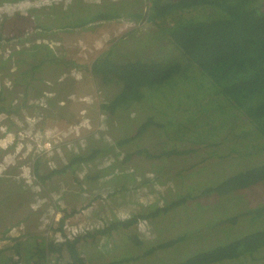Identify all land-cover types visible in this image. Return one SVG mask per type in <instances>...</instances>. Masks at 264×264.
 Returning <instances> with one entry per match:
<instances>
[{"label": "trees", "instance_id": "trees-1", "mask_svg": "<svg viewBox=\"0 0 264 264\" xmlns=\"http://www.w3.org/2000/svg\"><path fill=\"white\" fill-rule=\"evenodd\" d=\"M0 1L1 4L17 0ZM81 3L74 1L65 11L59 7L48 13L36 12L34 17L39 19V25L35 34L38 28L46 30L44 25H52L40 23L45 17L58 21L60 27L57 30L60 33L56 35L65 37L61 40L68 49L81 37L90 38L85 33L90 35L100 23L121 20L139 24L147 22L155 28V33L145 40L135 36L136 30L125 32L98 57L93 58V53L88 52L89 56L83 59L88 66L82 65L78 59L75 62L67 61L65 56L58 58L49 49H38L42 45L36 47L32 43L29 48L13 50L11 56L16 66L11 73L25 70L32 82L38 83L40 78L35 70L43 68L40 72L45 73L54 64L62 65L64 70L57 67L59 72L62 71L59 76L61 83L52 81L54 91L67 82L73 83V69L88 72L104 82L117 79L119 84L124 85V94L116 105L111 104L108 118L119 115V109L125 103L135 105L137 113L133 114V110L125 119L127 137L122 139L124 122H104L105 128L109 126L113 129L117 141L108 144L103 137L101 149L93 144L90 153L73 157L58 155L53 159L58 158L60 162L55 169L45 164L49 161L46 156L35 159L37 154L33 153L38 148L45 150L48 141L34 146L29 157L32 166H25L26 162L20 166L7 163L0 176V236H5L10 244L0 251V264H137L140 258L148 260V264H156L158 260L161 264H264V197L261 205L249 203V213L231 208L234 193L243 194L250 189L264 193V160L257 165L248 163L234 175H221V161L227 162L229 167L225 171H230L234 163L229 164V160L241 155L244 142V147L247 142L253 150H257L253 151L255 154L264 155V0H120L104 3L102 9L89 13L84 11ZM78 12H81L79 18L76 17ZM22 24L25 29L29 27L27 22L22 21ZM25 29L23 33L28 32ZM68 34L74 35L69 37ZM16 36L15 32L9 36L11 39L3 38L2 32L0 40L10 42L13 39L14 42ZM42 36H45L43 32L39 34V37ZM89 38L85 42L90 45ZM101 39L95 38L96 43ZM58 48L63 49L65 54L69 51L63 45ZM1 49L4 51V47ZM72 53L66 56L70 58ZM36 54L41 58L35 59ZM10 57L2 58L7 63ZM10 67V64H4L0 70L10 72ZM192 82L196 86L193 87ZM161 86L166 91L181 94L193 88L183 96L188 103L191 98L195 102L193 108L185 112L186 120L184 117L159 120L158 109L146 103L148 96H151L152 102L159 101L160 98L156 97L160 96ZM3 99L6 101L7 96L0 102ZM25 102L23 100L21 107L15 110L24 108ZM0 105L1 111L12 110L5 104ZM146 105H150L148 108L151 109L141 113ZM139 116L140 120L137 119ZM63 121L65 124V119ZM7 128L11 129V126ZM49 129V121L44 120L39 131L48 138L50 132L56 130ZM29 130L18 126L15 132H25L28 136ZM51 147L57 148V144H51ZM7 152H0V162L6 159ZM140 160L148 165L146 169L150 174L140 183L138 179L136 187L131 188L128 182L111 184L114 174L141 169ZM207 163L216 170H206ZM23 167H28L35 179L28 189L24 179L19 177ZM69 174L75 177L69 180ZM76 184L78 187L86 184L89 188H70ZM195 187L202 192L207 191L210 197L216 199L211 210L208 206L205 213V221L209 225L204 223L196 227L201 222L192 218L197 208L185 202L187 200L178 199L182 195L190 200L186 192ZM54 191L60 200L68 202L73 209L72 214L77 206L70 204L73 195L80 197L81 204L91 201L88 205L91 206L97 202L96 209L91 212L95 215L94 228L74 241L67 238L63 228L68 211L63 209V218L56 222L53 209L50 210L55 202L49 193ZM134 191L164 202L163 206L147 208L143 213L144 217L159 220L157 229L163 239L152 246L143 247L139 243V247L134 248L131 240H137L134 233L136 220L131 214L124 220L106 213L96 217L110 200L120 198V204L129 205L130 194ZM31 192L40 193V196L29 199L25 194ZM248 199L253 202L251 193ZM227 208L229 211L225 214ZM129 211L130 208L127 209ZM229 212L230 215H227ZM174 214L178 216L170 221ZM13 226L23 227L25 234L22 238L7 237ZM46 228L49 232L51 229L61 232L64 240L56 242L55 237L44 236ZM188 230H194L208 240V248L197 254L193 248L191 259L181 263L183 258L190 256L183 251L189 246L180 244L181 238L172 240L171 237ZM117 238L124 239L120 241ZM104 241H112V249L90 256L88 248L98 247ZM171 249L174 251L161 253ZM127 252L132 257H127Z\"/></svg>", "mask_w": 264, "mask_h": 264}, {"label": "rangeland", "instance_id": "rangeland-1", "mask_svg": "<svg viewBox=\"0 0 264 264\" xmlns=\"http://www.w3.org/2000/svg\"><path fill=\"white\" fill-rule=\"evenodd\" d=\"M19 1H23V0H17V1H12V2H3L0 4V6H3L5 4H10V3H15V2H19ZM75 1H81L82 3V7L84 8V11L86 10V12H90V11H97L102 9L104 3L106 4L107 2H116V1H120V0H75ZM123 1V0H121ZM143 1H147L148 0H143ZM2 2V1H0ZM73 1L69 4H62V5H48V6H38L34 9H32L31 11L28 12V17L23 19V17L21 15L18 16H14L11 17L12 19L9 20L10 17H7L9 15H5L6 17H0V34L3 32L4 37L3 38H8L9 36H6L5 33L10 30L9 33L16 32V34H18V41L17 42H12L13 39L9 42L6 41L5 39L0 40V55L3 57H9V53L13 52L14 50H18V49H22L23 47H27V46H31L32 43L34 45L35 42H41V40H46L47 42H45L44 44H41L42 47H36L38 49L41 48H45V49H49L51 51V54H54L56 57L61 58V52L63 51V49L58 48L59 44L58 42L62 39H64L62 36L59 37V35H56L58 33H60L57 30V27L59 28L60 25L58 24V21H54L49 19V17H45L43 18L42 21H40L41 24H52V25H44V27H46V30H43V27L38 28V31L35 34V31L37 30V28L35 26L39 25V19H36L34 17L35 13H42V12H50L52 11V9H57L59 8L62 11H65L68 5H73ZM67 5V6H66ZM76 7H78V5H76ZM28 10V9H27ZM146 10V7H145ZM81 12H78L76 14V17H80ZM33 17V18H32ZM32 18V19H30ZM88 18H90L88 16ZM4 21L2 22L1 20ZM8 19V20H7ZM33 22V26L31 27V31L30 32H26L23 33V30L25 29V25L22 24L23 22H27L28 24L31 22ZM85 22V21H84ZM96 26L97 29L92 31L90 33V35H88L87 33H85L86 36H90L89 38V42H93L95 41V38L98 36L101 38H103V36H110L111 38H109L105 43L104 46L101 49H109L110 46L113 44V40L114 39H118L121 38L124 34H126L125 32L128 31H135L136 30V34L135 36H139L141 38H145L148 39L149 37H151L154 33H155V28L152 27L150 24H148L147 22H140V24L138 22H132L129 20H121V21H114V22H109V23H100L97 24ZM26 31L28 30L25 29ZM43 32L45 34V36L39 37V34ZM81 33V32H80ZM79 33V34H80ZM35 34V35H34ZM74 34H68L69 37H72ZM82 36V35H80ZM93 36V37H91ZM59 37V38H58ZM67 37V36H66ZM84 37H81L77 43L73 46H75L72 49H69L68 52H62L63 56L66 57L67 61H75L77 58L79 59H84L85 56H89L84 50H88V47L86 46H81L80 44L83 43V40L86 41L88 38L82 39ZM8 39H11V37H9ZM41 39V40H39ZM98 39V38H96ZM6 41V42H3ZM64 45V43H63ZM4 47V51L1 49ZM28 47V48H29ZM35 47V46H33ZM84 49V50H83ZM124 49V48H123ZM155 49V48H153ZM70 52H73L72 55L70 56V58L66 55H69ZM0 56V68L2 65L4 64H10L11 66L14 65L13 64V58L12 56L9 58V60L6 63V60L4 61L3 58ZM73 56H75V58H73ZM77 57V58H76ZM35 59H40L41 57H39L38 54H36L34 56ZM79 59V60H80ZM76 62V61H75ZM33 63H35V61H33ZM57 67L59 69L64 70V66L59 65L57 66L56 64L50 66L48 69H46L45 73H41L40 71L43 70H35L37 71L38 77L40 79L37 80L38 83H44L45 82V78L46 76H51L53 73H56V77H53L54 80H58L57 76L60 75V73L62 71L59 72V69H57ZM54 69H56L57 72H54ZM1 71V70H0ZM8 72V70H2L1 71V75H0V80H3L0 83L1 88L4 86L8 89H11L14 91L15 96H11L8 95L7 96V101H14V102H18L20 100L23 99L24 94L26 95V97L32 101V102H37L34 100V95H37L39 93L43 94L44 97L42 99L46 100L45 103H43L44 105H39L42 102H39L38 105H34L30 108L28 107H24L21 108L18 111L20 114L17 115L18 118H22L23 114L26 116L28 115V118H25V121L23 120V123L25 126H31L32 130L29 132L30 135H32L33 137H35V139H38L37 136H35V134L40 130V128H38V126H42V122L45 121H51V119H53V117H58L61 118L62 120L65 119V124H61L60 127L58 129H56V131H53V134H50V136H52V142H57L61 137L62 139L59 140L57 142V149L53 150V153H49L48 154V162L45 164H49L50 165V169H55V164L53 162V159L56 158L58 155L59 156H66V154L69 157H73L77 154L80 153H90L93 150V144H97V146L100 148V145H104L102 144L103 142V137L104 139H106V142L108 144H110L109 142L112 141H117L116 138V134L115 132L113 133V129L110 128L108 126V128H105L103 123L108 121H122L125 123V127H124V137L122 139H124L125 137H127L129 135L128 133V128L125 122L126 117L128 116V114L133 111L135 109V105L129 104V103H125L121 106V108L119 109L120 114L119 115H115L112 118H108L110 117L109 112H110V108L111 104L116 105V103H118L120 97L124 94V85L123 84H119L118 80H112L110 82H104L101 78V80L97 77H95L94 75L86 72L83 73L82 71H79L77 69H73L72 75L76 76L74 74H80L82 76V79L79 81L77 80V82H73L72 84L67 82L65 83L62 87L65 88L67 90L68 93H70L72 96L71 98L68 99V101L59 99V96H57L58 94V90L54 91L53 94H49L47 91L46 93L43 92V90L41 88H39V86L41 84H38L36 89L34 88V84L32 82V79H30L28 77V72L25 70H19V72L12 74V76L10 77H5L6 73ZM85 72V71H84ZM11 73V72H10ZM9 73V74H10ZM71 75V76H72ZM88 75H91L93 77V84H91L90 86H88V88L86 90L84 89H79L77 87V83H81L82 80L84 79V81H86L88 79ZM84 77V78H83ZM74 78V77H73ZM76 79V78H75ZM75 81V80H74ZM191 85L194 87L196 86V84L194 82L191 83ZM193 89V88H192ZM190 89L189 91L182 93L175 91V92H170V91H166L163 89V86L160 87V96L156 97V98H160L158 102H152L151 101V96L146 97V103H150L151 105L155 106L158 109V114H159V120L162 119H172V120H177L180 118H185V120L187 119V114H185V112H188L187 109H192L195 102L194 100L191 98V101L188 103L185 99H184V95H188V93L192 90ZM28 91L31 93H28ZM4 93V92H3ZM178 93L180 95H178ZM155 94V93H153ZM3 96H6L5 93ZM52 96H56V98L54 99ZM51 97V98H50ZM83 97H89V99H83ZM56 101L58 102V106L59 107H53V102ZM63 101V102H62ZM74 101H76V105L74 106ZM91 102V103H90ZM90 104V106L88 107L87 105ZM150 105H146L143 106V110L141 111V113H144L147 109H151L148 108ZM8 108H13L14 110L11 109H7L6 112L7 114H4V117L2 120H0V122L2 123V121H4L5 123L7 122H14V116L13 113L15 112V109H18L21 107L20 106H6ZM73 109H77L78 111V115H81V110L82 109H87V116H91L90 119H92L93 124L90 125V128H88L86 125H83L82 122L78 121V116L76 114H73ZM187 110V111H186ZM115 112H117L118 110H114ZM4 112V111H3ZM133 114H136L137 112L134 110L132 112ZM64 116V117H63ZM2 118V117H1ZM138 120H140V116L137 118ZM11 123V129H8L5 133L2 130V128L0 129V142H2V144L4 145V147L6 146H11L10 144L12 143L13 145H15L16 142V149H19L20 152L18 150H12L10 152H7L6 156H9L7 158V163L9 162L10 164H12V162L16 164V157H18V155L20 154L22 156V153L24 154H29L27 151H24V147H25V143L23 142L24 137L21 138L20 140L16 141L15 137H10L9 135H13V132L15 130V127H17L16 125H13ZM107 125V124H106ZM23 127V126H20ZM83 127V128H82ZM51 130V129H49ZM123 134V133H122ZM49 136V135H48ZM245 142L242 144L241 148H242V152L241 155L235 157V159L233 160H229V164H232V166L230 167V171H225V168L229 167V165L227 164V162L225 160L221 161L222 164V176H231L234 175L236 172H239V169L241 167H244L245 165H247L248 163H252L253 165H257V164H261L264 160V155L263 153H261L259 156L257 154H255L253 151H257V150H253L252 147L246 142V145L244 147ZM1 149V148H0ZM243 154H245V157H243ZM141 164H142V168L141 169H137L136 171H132L129 173H125V174H120V173H116L114 174V181L111 182V184L114 183V185H116V182L118 181L122 183L124 182H128V185L131 188H134L137 186L138 184V179H140L142 181V179L144 177H147L148 171H147V164L144 163L142 160H140ZM7 163L4 164L3 167H5L7 165ZM131 165V164H130ZM129 165H127L124 168H127ZM134 166V165H133ZM206 170H208L209 172H213L214 170H216V168H214L210 163H207L206 165ZM123 168V169H124ZM20 170V169H19ZM30 170L29 169H23L22 173L19 175V177L23 178L26 185H27V189L28 187L31 185L33 177H30ZM78 175V174H76ZM123 175V176H120ZM140 175V177L138 178V176ZM75 176L72 174L68 175V179L71 180L72 178H74ZM32 179V180H31ZM134 180V181H133ZM74 186H70L71 189H73ZM79 188H89L86 184H83V186L78 187L77 189L79 190ZM248 192L243 193V194H236L234 193L232 198H231V208L237 210L238 212L241 213H249L250 211L248 210L250 208L249 203L252 204H258L261 205L263 200L262 198L264 197V193H262L260 190L258 189H250L247 190ZM251 193L252 197L254 198L253 202L250 201L248 199V195ZM50 196L55 194V191L52 193H49ZM163 194H166L165 191H163ZM27 195V197L30 199L34 198L36 199V197L40 196V193L37 194H33L31 193H27L25 194ZM186 195H190V200L187 199L186 196H182L180 195L178 197L179 200H187L185 202H189L190 205H193L194 208L196 209V215L192 218H194L196 221H200L201 222L199 224L196 225V227H200L201 224L207 223V225H209L208 222L205 221L206 218V212L208 210V206L209 209L211 210L212 205L215 204L216 199L212 196L210 197L211 194L207 193V191H201L199 187H195L192 188L191 190H189L188 192H186ZM244 196V198H241V196ZM197 196H200L196 199ZM84 197V195H83ZM52 200L56 203L57 208H50V210L53 209V212L55 213V215L53 214V217L55 219L60 218L61 217V213L60 211L63 208H66V205H64L61 201L60 202H56V195L51 197ZM80 197H77L76 195H73L70 197V204H77V206L75 207V209L80 207ZM52 201V202H53ZM120 198H117L114 201H109L108 204H106L105 206L102 207V212L96 214V217H100V215L102 213H106L108 215L112 214L114 216H118L119 213L123 212L125 214H127V209L130 208L131 210V216L133 218V220H136L135 226H134V233L136 236L137 240H134L131 238V243L133 245H135L134 248L139 247V243H141V245H143V247L146 246H152L154 245V243H158L160 240L163 239V235H160V231L157 229V225L159 224V220H152L151 217L147 216L144 217V212L145 209H151L153 207L156 206H163L164 202H160L157 200H152L151 198H149L147 195H143L140 194L136 191L131 192L130 194V203L129 205H122L119 203ZM228 201V200H227ZM224 202H226V199H224ZM239 202V203H238ZM238 203V204H237ZM205 205V208L203 207ZM207 205V206H206ZM73 209L69 208L68 212H71ZM39 210H37V212H39ZM229 211L228 208L225 211L226 212ZM14 218H16V214H14ZM230 215V212L227 214ZM63 216V215H62ZM178 214H174L170 217V221L173 220L174 217H177ZM86 220H88L89 222H94L95 219L94 217L90 216L88 217ZM36 223L34 222V225ZM210 227V226H209ZM209 227H201V228H206L209 229ZM177 229V228H176ZM52 237L55 236V239L58 238V236L62 235L61 232H51ZM49 235V234H48ZM126 237V235H125ZM124 237V238H125ZM124 238H117L118 240L122 241ZM177 238H181V242L180 244H187L189 247L184 248L183 251L186 252L187 254H190L189 258L185 257L182 259V262L188 261L189 259H191L192 257V253H194L193 248L195 249V254H197L198 252H203L208 248V240H206L205 238H201L199 236V234L194 231V230H188L185 232H177L174 235H172L171 239L172 240H177ZM129 239V240H130ZM2 237L0 236V248L2 247ZM117 240V241H118ZM111 242H102L101 244H98L97 246H90L88 248V250H91L90 256H95V254L97 252H103V253H107L108 250L112 249L111 246ZM2 249H0L1 251ZM174 250H168L165 252H161V253H170L173 252ZM127 257H132V254L130 252H127ZM158 259L161 260V257H158ZM165 260V259H164ZM148 260H143V259H139L137 264H148L147 263ZM166 261V260H165ZM50 264H54V263H50ZM156 264H161L160 261L158 260Z\"/></svg>", "mask_w": 264, "mask_h": 264}, {"label": "built area", "instance_id": "built-area-1", "mask_svg": "<svg viewBox=\"0 0 264 264\" xmlns=\"http://www.w3.org/2000/svg\"><path fill=\"white\" fill-rule=\"evenodd\" d=\"M74 2L75 0H23V1H19V2H15V3H10V4H5L3 6H0V17H3L5 15H9V16H18V15H21L23 18H27L28 17V12L31 11L32 9L36 8V7H40V6H52V5H62V4H69L71 2ZM67 6V5H66ZM28 9V10H27ZM29 18V17H28ZM33 18V17H32ZM30 18V19H32ZM29 27H28V32L31 31V27L33 26V22L31 20V22L28 24ZM36 27V26H35ZM14 37V36H13ZM18 40V37L16 36L15 38V41L14 42H17ZM14 50V49H13ZM13 52H10L9 53V57L12 55ZM76 78H79V76L77 75ZM2 117V118H1ZM4 117V114L0 113V120H2ZM17 127L16 129H18V126H23L24 124H20L19 122H17ZM23 127H26V128H29L31 131L32 130V127L31 126H23ZM2 128V130L4 132H6L8 129L5 128V126H1L0 129ZM38 128H41V127H38ZM15 129V130H16ZM25 132H22V133H19L18 132V140H20L21 138H23L25 136ZM29 134V133H28ZM30 135V134H29ZM10 137H13V135H9ZM32 136V135H31ZM35 136H37L38 139H35V137H33L35 140H39L42 138V136H44L43 132L42 131H39L35 134ZM17 137V136H16ZM62 137L59 139L61 140ZM16 140V141H18ZM41 142V141H39ZM39 142L37 143V145H39ZM25 143V142H24ZM49 144H47L45 146V150H41L38 148V150H35L33 153H36L37 154V158L38 157H41V156H48L49 153H53V150H54V147L52 148L51 147V143L48 142ZM16 144V142H15ZM7 147V146H6ZM6 147H4V145L2 144V142H0V148H3L5 149ZM48 149H51L50 152L48 153H44L45 151H47ZM19 152L20 150L17 149ZM29 154H25V155H29L32 153V152H28ZM32 153V154H33ZM24 154V153H22ZM9 156L6 157L4 163L1 165V168H0V176L3 174V171H4V164L7 163V158ZM19 159V156L18 158L16 157V160ZM15 163V161H14ZM12 162V164H14ZM11 164V165H12ZM32 180V179H31ZM56 202H60L59 201V198L56 197ZM54 205V204H53ZM97 206V202L93 203L91 206H88V205H84V206H81L80 208H78L77 212L70 215L71 213L68 212V219L66 220L65 222V226H64V233L67 235V238H69L70 240H74L75 238H77L78 236L80 235H83V234H86L88 231L92 230L94 227H93V224L91 222H89L88 220H84L86 217L90 216L91 215V212L93 211V209ZM54 208H57V205L55 203L54 205ZM64 209V208H63ZM62 209V210H63ZM62 210L60 211V213L63 215L62 213ZM53 214L55 215V213L53 212ZM61 215L60 218L57 217V219H55L56 222H59L63 216ZM80 220H84L82 222H80ZM77 222V223H76ZM51 232H53V230L51 229L50 232H49V228H46L45 229V232H44V236H52ZM25 232H24V229L22 226H13L8 234V238H22V235H24ZM49 234V235H48ZM55 237V236H53ZM3 240L2 241V247L0 249H3L4 247H6V245H9L10 242L5 239V236L2 237ZM64 238H63V234L58 236V238L56 239V242L58 241H63Z\"/></svg>", "mask_w": 264, "mask_h": 264}, {"label": "crops", "instance_id": "crops-1", "mask_svg": "<svg viewBox=\"0 0 264 264\" xmlns=\"http://www.w3.org/2000/svg\"><path fill=\"white\" fill-rule=\"evenodd\" d=\"M10 19H12L11 17L9 18V20ZM10 32V30H8L6 33H5V35L6 36H12L14 33H15V31L14 32H12V33H9ZM101 37V36H100ZM73 38H75V37H73ZM86 38H88V37H86ZM96 38H99L98 36L96 37ZM109 38H111L110 36H103V38L101 39V41L99 42V43H96V41H93V42H90V45L89 44H87L84 40H83V43L82 44H80L81 46H86V47H88V50H84L86 53H88V52H90V53H93V58H95L96 56L98 57L99 56V54L100 53H105V52H107L108 50H107V48L106 49H101L103 46H104V43L109 39ZM39 40H41V39H39ZM75 42L77 41V39L76 40H74ZM45 42H47L46 40H41V42H35V44L36 45H41V44H44ZM63 43H64V41L63 40H60L59 42H58V44L60 45V46H62L63 45ZM92 44V45H91ZM65 48L64 49H66V50H69V49H72V48H74L75 46H70V48L68 49L67 48V46L64 44L63 45ZM27 47H29V46H27ZM77 58V57H76ZM78 59V58H77ZM80 59V58H79ZM78 59V60H79ZM81 63H82V65H85V66H88V63L87 62H85L84 60H82V59H80L79 60ZM14 63H16L15 61L13 62V64ZM10 65H11V63H10ZM15 65V64H14ZM14 65H12V67H10V72L12 71V70H14L15 68V66ZM2 71V70H1ZM1 71H0V75H1ZM54 71H56V70H54ZM9 71L6 73V76L5 77H7L8 75V77H10V76H12V74H14V73H10ZM10 73V74H9ZM56 73L54 74H52L51 76H48L46 79H45V82L44 83H42L40 86H39V88H41L42 90H43V92L44 93H46V91L49 93V94H53V92H54V90H52L54 87H52V81L54 80V78L53 77H56ZM76 76L78 75V74H75ZM59 76L60 75H58L57 76V78H58V83H61V82H59ZM84 78V77H83ZM82 79V77H79V78H76V79H74L75 81H72V82H77V80H81ZM56 80V79H55ZM3 80H0V83L2 82ZM34 84V88L36 89V87H37V85L39 84V83H33ZM63 84V83H62ZM91 84H93V77L91 76V75H88V79L86 80V81H84V79L82 80V82L81 83H77V87L79 88V89H84V90H86L87 88H88V86H90ZM5 93V95L6 96H8V95H11V96H15V94H14V91L13 90H11V89H8V88H6V87H2L1 88V86H0V94L1 93ZM28 93H31V91L29 92L28 91ZM25 95V94H24ZM53 95H55V94H53ZM57 96H59V99H62V100H65V101H68V99L69 98H71V94L70 93H68L67 92V90L65 89V88H63V87H61L59 90H58V94H57ZM4 96H2V94L0 95V99L1 98H3ZM44 97V95L43 94H41V93H39V94H37V95H34V100L35 101H37V102H32L30 99H29V96H28V98L26 97V95L25 96H23V99L22 100H20V101H18V102H14V101H7V99H6V101L3 99L2 101L3 102H0V103H2V105L3 104H5V106H10V105H13V106H20V105H22V103H23V100H25L26 102H25V106H22V107H28V108H30V107H32V106H34V105H38V103L39 102H42V103H40L39 105H44L43 103H45L46 102V100H44V99H42ZM54 99L56 98V96H52ZM51 98V97H50ZM83 99H89V97H83ZM90 100V99H89ZM63 102V101H62ZM91 103V102H90ZM53 107H59L58 106V102H56V101H54L53 102ZM76 105V101H74V106ZM1 106V105H0ZM88 107L90 106V104H88L87 105ZM12 110H14L13 108H12ZM88 111H87V109H82L81 110V115L82 116H79L78 115V111H77V109H73V113L74 114H76L77 116H78V121H80V122H82L83 123V125H86L88 128H90V125L91 124H93V122H92V119H90L91 118V116L89 117V116H87L86 115V113H87ZM20 113L18 112V111H16L15 110V112L13 113V116H14V123L15 124H17V122H19V123H21V122H23V120L25 121V118H28V115H24L23 114V117L22 118H18V116L17 115H19ZM64 123V121L61 119V118H58V117H53V119H51V121H49V128L51 129V130H54V129H58L59 127H60V125L61 124H63ZM83 128V127H82ZM109 129V128H108ZM56 131V130H55ZM50 134H53V132H50ZM13 137H15L16 138V133H15V130H14V132H13ZM65 205L68 207V208H71L70 207V205L68 204V202L66 201L65 202Z\"/></svg>", "mask_w": 264, "mask_h": 264}, {"label": "clouds", "instance_id": "clouds-1", "mask_svg": "<svg viewBox=\"0 0 264 264\" xmlns=\"http://www.w3.org/2000/svg\"><path fill=\"white\" fill-rule=\"evenodd\" d=\"M61 54H62V52H61ZM74 75H75V74H74ZM78 76H79V77H82L80 74H78ZM73 77L76 78V76H73ZM38 127H41V126H38ZM43 141H48V140H47V139H45V140H41V142H39V144L42 143ZM48 142H49V141H48ZM50 143H51V142H50ZM51 144H54V143H51ZM56 144H57V143H56ZM56 149H57V148L54 147V150H56ZM2 150H4V149L1 148V149H0V152H1ZM50 150H51V149H48V150L45 151L44 153H48V152H50ZM18 156H19V158L21 157L20 154H19ZM6 157H7V156H6ZM22 157H25V158L28 159V160H24V161H26L27 163L30 162L29 166H32V165H33L32 162L29 160V157H30L29 155L27 156V155H25V154H22ZM17 158H18V157H17ZM47 158H48V156H47ZM35 159H38V158H35ZM48 159H49V158H48ZM4 161H5V159H3V160L0 162V168H1V165L4 163ZM22 162H23V161H19V159H18V160H16V164H12V166H17V165L20 166ZM53 162H54V164H55V168H57V166L60 164L58 158L55 159ZM19 169L21 170L22 167H20ZM23 169H29V168H28V167H23ZM30 177H33V176L30 174ZM33 180H35L34 177H33ZM140 182H141V180H139V183H140ZM53 196H55V194L51 195V197H53ZM56 197H57V196H56ZM58 198H59V197H58ZM104 198H106V196H104ZM59 201H61V202L65 205V203H64L62 200L59 199ZM90 202H91V201H87V202L84 203V204H80V207H81V206H84V205H89ZM80 207H79V208H80ZM96 207H97V206H96ZM96 207H95L94 209H96ZM64 209H66V210L68 211L69 208L66 206V208H64ZM94 209H93V210H94ZM77 210H78V208L75 210V213L77 212ZM70 213L72 214V211H71ZM130 214H131L130 211L127 212V214L121 212V213L118 214V216H116V218H117V219L124 220V219H127L128 216H129ZM90 216H92V217L95 218V215H92V214H91ZM90 216H88V217H90ZM88 217H86L84 220H86ZM84 220H80V222H82V221H84ZM76 223H77V222H76ZM91 223L93 224L94 222H91ZM93 227H94V226H93ZM90 231H91V230H90ZM88 232H89V231H88ZM88 232H87V233H88ZM87 233H86V234H87ZM83 235H85V234H83ZM83 235H80L79 237H81V236H83ZM73 241H74V240H73ZM99 244H100V243H99ZM6 246H7V245H6ZM4 248H5V247H4ZM4 248H3V249H4Z\"/></svg>", "mask_w": 264, "mask_h": 264}, {"label": "flooded vegetation", "instance_id": "flooded-vegetation-1", "mask_svg": "<svg viewBox=\"0 0 264 264\" xmlns=\"http://www.w3.org/2000/svg\"><path fill=\"white\" fill-rule=\"evenodd\" d=\"M61 57H62V59H63V54H61ZM82 72H84V71H82ZM0 113H2V114H7L6 112H3V111H1L0 110ZM5 121V120H4ZM4 121H2V123L0 122V127L1 126H5V128L6 129H8L7 127L8 126H10L11 125V122H7V123H5ZM14 123V122H13ZM5 133V132H4ZM16 133V140H18V132H15ZM27 138V140L25 141V147H24V151H27V152H33V148H34V146L39 142V141H41V140H45L44 138H46L49 142H51V143H54V144H56L57 142H52V136H50V134H49V136H48V138L44 135V136H42V138L41 139H39V140H35L31 135H28V136H24V139H26ZM11 146H7L4 150H7L8 152H10V151H12L15 147H16V144L15 145H13L12 143L10 144ZM14 150H17L16 148L14 149ZM24 160H28L27 158H25V157H20L19 158V161H23V162H26V161H24ZM30 164V162H26V164H24L25 166H27V165H29Z\"/></svg>", "mask_w": 264, "mask_h": 264}]
</instances>
